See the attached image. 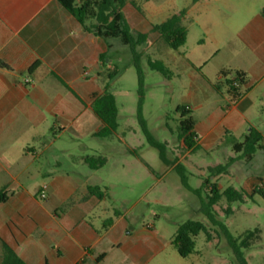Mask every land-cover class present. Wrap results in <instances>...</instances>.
Returning <instances> with one entry per match:
<instances>
[{
  "label": "crops",
  "instance_id": "1",
  "mask_svg": "<svg viewBox=\"0 0 264 264\" xmlns=\"http://www.w3.org/2000/svg\"><path fill=\"white\" fill-rule=\"evenodd\" d=\"M133 1L141 12L129 3L123 9L132 30L161 39L143 10L151 0ZM263 8L264 0H192L190 11L213 48L210 62L222 77L214 88L228 95L219 117L195 121L198 143L209 149L218 136L239 134L234 148L258 132L261 148L252 160L241 151L224 174L232 171L241 190L264 193ZM117 41L85 32L57 0H0V60L9 66L0 69V192L8 197L0 203V245L26 264H147L161 249L151 225L127 233L128 211H115L103 228L92 220L105 200L92 190L114 182L99 174L108 162L94 170L85 159L103 157L99 145L110 138L95 136L102 123L93 101L110 90ZM236 72L244 75L237 101L227 86ZM30 168L44 178L37 195L21 184ZM43 186L48 198L38 200Z\"/></svg>",
  "mask_w": 264,
  "mask_h": 264
},
{
  "label": "rangeland",
  "instance_id": "2",
  "mask_svg": "<svg viewBox=\"0 0 264 264\" xmlns=\"http://www.w3.org/2000/svg\"><path fill=\"white\" fill-rule=\"evenodd\" d=\"M191 4L192 0H151L150 5L143 9L146 19L153 25H159L167 18L187 10L183 25L188 35L184 47L173 50L151 34L147 44L137 48L143 55L145 73L143 117L154 139L165 147L166 156L172 163L168 167L162 163L159 151L149 144L143 132L138 118V76L132 53L129 47L117 41L118 55L112 61H115L120 73L112 80L109 91L117 100L119 126L115 135L99 145L101 155L108 162L99 174L114 182L113 185L101 187L105 200L92 220L103 228L110 219H114L115 211H128L130 225L127 233L133 237L148 225L153 226L161 249L147 264H239L221 227L211 225L202 213L201 200L187 191L178 174L170 169L177 161L186 170L189 185L196 189L202 188L204 180L209 178L221 192L228 188L241 190L232 171L227 175H216L210 171V168L229 164L231 159L238 156L233 148V137L239 139V134L218 136L209 149L205 148L206 143L203 142L202 149L194 153H188L178 140L181 120V113L177 112L179 107L190 109L192 117L201 124L211 114L219 117L228 98L224 90L221 93L214 88L222 77L212 68L210 57L213 48L207 39L208 33L196 23L198 15L190 11ZM147 57L163 62L167 74L151 71L147 66ZM110 73L114 74L115 68ZM204 76L209 78L210 83ZM196 133L199 138L202 137L199 129ZM86 142L92 143L91 140ZM237 164L239 166L240 163ZM43 181L44 178L37 174L35 168H30L21 176V184L33 195H37ZM202 196L207 201L205 192H202ZM37 199L40 200V197ZM228 207L233 210L229 216L224 212ZM215 210L218 221L235 238L254 229L261 231V239L243 253L248 264H264V197L255 194L253 199L248 198L242 204L229 203L223 198ZM187 220L207 224L211 239L207 233H200L195 239L194 252L182 258L172 241L179 224ZM1 256L0 245V261Z\"/></svg>",
  "mask_w": 264,
  "mask_h": 264
},
{
  "label": "trees",
  "instance_id": "3",
  "mask_svg": "<svg viewBox=\"0 0 264 264\" xmlns=\"http://www.w3.org/2000/svg\"><path fill=\"white\" fill-rule=\"evenodd\" d=\"M59 4L70 15H72L76 21L81 25L83 30L87 33L94 34L100 37L104 41L108 42L112 39H118L124 46L130 48L132 53L133 64L138 76V118L141 123L143 132L147 137L149 144L159 151V156L162 162L166 165L172 164L167 156L165 147L157 142L150 131L147 128V124L143 117V104L145 98V73L142 65L143 55L137 51V48L146 45L148 42V36L146 34L136 32L128 25L125 15L123 13L124 7L129 3L139 12L141 9L136 6L133 0H57ZM198 0H193L196 3ZM264 16V8L262 10ZM187 18V10H182L179 14H175L168 18L166 21L159 25H154L152 30L158 34L165 44L173 49L179 50L184 47L187 41L188 31L184 27V22ZM102 60H106L103 58ZM147 66L151 71L167 74V68L161 61H154L152 58L147 57ZM37 67V66H36ZM0 69L8 70L9 66L0 60ZM119 69L115 67V73L109 74V80L112 82L114 77L119 75ZM223 77L230 76V72H222ZM237 82L236 87L234 83ZM244 75L236 72L233 78L227 81L229 93L233 100L237 101L244 94ZM93 111L97 118L102 123L101 130L95 134L98 138H108L116 134L118 130V105L116 97L109 91L104 92L102 95L95 97L93 101ZM177 112L181 113V120L178 127V140L183 144L188 152L194 153L201 149L199 145L198 135L195 132V119L191 115V110L185 107H179ZM262 136L252 129L250 135L242 143L234 145V151L240 153L243 151L244 159L251 161L254 154L261 148L260 142ZM235 159H231L229 164L225 166H217L210 168L212 174L220 175L228 171L229 165L233 163ZM86 165L94 170L102 169L107 164V159L103 157H87L85 159ZM175 171L180 177L182 186L197 196L201 200V210L206 218L210 221L214 227L220 226L224 232L228 244L234 250L239 264H248L244 258L243 250H247L261 239V231L254 229L247 232L239 238L233 237L227 227L221 224L217 217L218 213L215 207L225 198L229 203H244L246 199H253L255 194H259L264 197L262 190H253L248 193L244 190H236L234 188H228L221 192L216 183H211L210 179H205L202 188L195 189L189 185L186 170L180 164L174 163ZM202 192H205L207 201L203 199ZM92 193L98 198L102 199L104 194L99 190H92ZM8 199L7 194L0 192V203L6 202ZM225 215L229 216L233 214V210L228 207L224 210ZM209 226L200 221L187 220L179 224L176 236L172 241V245L176 248L178 254L182 258H186L194 252L196 237L204 232L208 234ZM208 238L211 236L208 234ZM1 263L0 264H26L17 253L4 241H1ZM103 259V256L102 258ZM100 260L97 261L99 263ZM79 264V263H78Z\"/></svg>",
  "mask_w": 264,
  "mask_h": 264
},
{
  "label": "built area",
  "instance_id": "4",
  "mask_svg": "<svg viewBox=\"0 0 264 264\" xmlns=\"http://www.w3.org/2000/svg\"><path fill=\"white\" fill-rule=\"evenodd\" d=\"M234 85L237 87L238 83L235 82ZM40 198L46 200L48 198L47 186H43L40 190Z\"/></svg>",
  "mask_w": 264,
  "mask_h": 264
}]
</instances>
